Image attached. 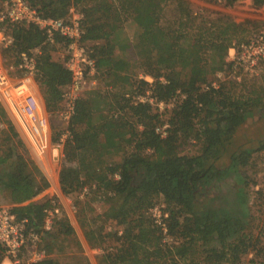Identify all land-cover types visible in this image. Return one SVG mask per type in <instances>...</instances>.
I'll list each match as a JSON object with an SVG mask.
<instances>
[{"label":"trees","instance_id":"obj_1","mask_svg":"<svg viewBox=\"0 0 264 264\" xmlns=\"http://www.w3.org/2000/svg\"><path fill=\"white\" fill-rule=\"evenodd\" d=\"M25 1L42 18L66 20L70 9L77 8L82 41L95 62V72L87 79L103 76L114 94L121 96L116 112L96 122L90 116L107 92L85 89L75 100L62 149L75 164H62L58 172L62 193H81L87 187L98 191L108 203L105 217L121 227L119 235L111 234L115 245L100 255L99 264H222L236 261L252 248L254 241L245 225L199 209L201 189L229 170L247 165L253 151L251 146L231 150L229 145L246 115L261 104V97L237 96L222 82L214 86L211 81L215 70L229 69L231 63L224 60L227 50L250 38L245 39L244 23L218 11L212 12L213 17L204 16L193 11L187 0ZM221 1L231 6L238 0ZM251 1L256 7L264 4V0ZM167 5L174 6L175 15L170 24H162ZM128 18L138 29L132 40L123 28ZM0 31L5 40L0 45L4 63L18 66L21 52L38 50L33 78L46 111L59 114L71 80L66 57L60 55L66 40L54 34L49 42L45 31L33 23L2 20ZM126 43L138 70L152 82L135 79L130 61L118 57L117 51L124 52ZM121 81L129 88L120 90ZM139 95L147 100H139ZM173 99L165 119L161 118L164 112L152 108ZM163 123L167 129L161 137L155 128ZM57 138L58 134L53 140ZM190 139L200 143L199 152L181 153L179 146ZM258 144L264 148L263 141ZM110 150L123 153L120 161L109 159ZM26 153L0 103V194H6L16 218H26L27 228L38 231L44 209L54 205L49 198L31 201L48 181ZM158 196L172 205L165 218L166 234L173 238L169 244L162 242L161 231L147 212ZM72 232L68 222L59 219L56 233ZM107 234L89 229L88 242L95 246ZM257 264H264V258Z\"/></svg>","mask_w":264,"mask_h":264},{"label":"rangeland","instance_id":"obj_2","mask_svg":"<svg viewBox=\"0 0 264 264\" xmlns=\"http://www.w3.org/2000/svg\"><path fill=\"white\" fill-rule=\"evenodd\" d=\"M193 11L200 13L204 16L213 17L212 12H222L227 14L233 21L237 23H244L245 39L259 31H264V4L256 7L252 4L251 0H238L231 6H225L221 0H187ZM80 12L77 8H72L69 15ZM175 15L173 5H167L161 16L162 24L171 23ZM124 33L130 40L133 39L137 32L136 25L130 18L126 19L123 23ZM3 33L0 31V45L5 42ZM230 47V48H235ZM62 52V51H61ZM60 52V54H61ZM36 53V52H35ZM120 58H125L130 61L132 70L137 72V78L143 79L147 82H152L149 75L143 74L138 70L134 63V55L131 53L130 45L126 43L123 51H117ZM229 49L224 55V60L228 61L231 57ZM1 57V56H0ZM3 67L7 75L11 78L13 83L17 82L28 76V74L18 66L4 63ZM225 70L217 69L212 76L211 81L215 83L222 82L226 87L230 88L232 93L243 97L260 96L261 104L254 108L246 115L243 124L237 129L233 142L229 145L231 150L238 147L251 146L253 151L249 159V163L241 166L236 170H229L221 177L209 181L200 191L199 199L202 202L200 210H213L220 217L228 216L231 222L245 225L246 230L251 233V238L254 241L252 248L243 252L240 257L234 261H226L222 264H237L242 262L245 264H257L258 261L264 258V177L261 175L262 159L264 156V148H260L259 142H264V60L260 66L259 74L253 77H242L240 81L232 78L219 77L218 74ZM127 75H131L132 71H127ZM132 77L131 80L134 79ZM33 92L37 98H40L43 107L44 103L40 94L39 88L32 76L30 81ZM94 84H90L87 89L96 88L103 93L107 92V97L104 102L99 105L95 110L90 120L96 122L100 119L109 117L113 112H116V101L121 99V96L114 94L113 88L109 86V82L102 76L94 80ZM120 90L128 89L129 86L125 81L118 82ZM148 94V92H147ZM142 95H139L140 97ZM145 97V96H144ZM137 98V97H136ZM180 98V96H179ZM21 98L17 100L19 102ZM176 99L168 103L158 102L153 104L152 108L158 113H163L162 119L166 118V112L173 106ZM0 103L6 111L8 118L12 121L16 131L22 138L29 158L37 166L40 173L48 181L47 187L35 196L31 201H42L50 199L51 204L57 207L58 211H53L52 223L46 229L44 221L38 229L40 241L36 243V248L25 249L20 252L21 264H27L25 261L30 257H34V261L29 264H99L98 260L100 255L106 250H111L115 245L114 236L111 235L114 231L120 234V226L113 218H106L104 212L108 207V203L103 200V197L98 191H93L89 187L83 189L81 193L64 194L62 193L58 184V172L62 164L74 165L75 161L72 155L65 156L63 153V146L59 149L54 156L52 154V146L58 141L59 135L68 132L67 123L63 121L59 114L49 113L45 111L49 121L50 141L49 145L43 142L37 149H32L25 138L24 133L16 124L12 114L8 109L6 100L0 96ZM153 103V101L151 102ZM10 104V103H9ZM11 111L16 113L15 105H12ZM158 126H165L163 123ZM58 134L57 140L53 138ZM69 136H66V138ZM65 138V139H66ZM200 150V143L193 139L182 143L179 146V151L183 154H196ZM109 159L111 161H120L123 153H116L110 150ZM0 205H9L5 193L0 194ZM172 205L169 201L158 196L154 204L148 208L147 212L153 223L157 225L162 234V242L169 244L173 242V238L166 234L161 229V226L154 222L158 215L165 222ZM59 219H65L72 227L73 232L70 234H57L56 229ZM100 230L101 235L108 233L104 239L102 238L99 244L93 246L88 242L87 230L89 229ZM52 234V235H51ZM100 239V238H99ZM256 239V240H255ZM252 241V242H253ZM46 245L50 246L49 252L46 251ZM0 253V264H5V252L2 248ZM33 250V251H32ZM40 251L44 252V256H38ZM46 260V261H45ZM42 261V262H41ZM50 261V262H48ZM41 262V263H39Z\"/></svg>","mask_w":264,"mask_h":264},{"label":"built area","instance_id":"obj_3","mask_svg":"<svg viewBox=\"0 0 264 264\" xmlns=\"http://www.w3.org/2000/svg\"><path fill=\"white\" fill-rule=\"evenodd\" d=\"M72 11V9H70ZM81 14L76 13L68 19L42 18L31 8L25 0H3L0 10V21L33 23L45 31L47 40L53 42V35L66 40V45L61 52L65 56V67L70 72L71 80L63 92L64 107L59 112L63 121L68 122L74 113L75 100L83 93L94 80L89 81L87 76H92L95 72V62L87 54V46L82 41V30L80 28ZM37 49L30 53L21 52L19 55V67L28 76L13 83L2 64L0 57V96L7 104L15 105L21 98V112L26 121L25 138L32 149H37L41 144L49 145L50 130L46 111L40 98H37L30 85L32 76L36 71L35 54ZM228 61L231 63L228 70L219 73V77L232 78L240 81L242 77H253L259 74L260 66L264 60V31L252 35L246 42L233 48V52ZM212 85L215 86L213 82ZM139 100H147L144 96L138 97ZM152 102V98H148ZM156 132L161 137L166 135L165 126H157ZM68 132L59 135L58 141L52 146L53 151L62 148ZM261 175L264 177V156L262 159ZM53 211L57 212V207H47L44 209V225L48 229L52 223ZM154 222L161 226L166 232L165 222L160 215ZM26 218L18 219L11 212L9 205H0V245L5 252V264H21L20 252L25 249L36 248V243L40 241L38 232L32 228H27ZM33 251V250H32ZM39 258L44 256V252L38 253ZM34 257H28L26 263L33 262ZM3 264V263H2ZM237 264H245L238 262Z\"/></svg>","mask_w":264,"mask_h":264},{"label":"bare ground","instance_id":"obj_4","mask_svg":"<svg viewBox=\"0 0 264 264\" xmlns=\"http://www.w3.org/2000/svg\"><path fill=\"white\" fill-rule=\"evenodd\" d=\"M7 107L9 109L10 113L12 114L16 124L22 130V132L25 134L26 121H25V117H24L23 113L21 112V100L19 102L15 103L17 114L12 113V111H11L12 106L10 104ZM38 147H40V145Z\"/></svg>","mask_w":264,"mask_h":264},{"label":"crops","instance_id":"obj_5","mask_svg":"<svg viewBox=\"0 0 264 264\" xmlns=\"http://www.w3.org/2000/svg\"><path fill=\"white\" fill-rule=\"evenodd\" d=\"M233 52V48H229V53L231 54Z\"/></svg>","mask_w":264,"mask_h":264},{"label":"water","instance_id":"obj_6","mask_svg":"<svg viewBox=\"0 0 264 264\" xmlns=\"http://www.w3.org/2000/svg\"><path fill=\"white\" fill-rule=\"evenodd\" d=\"M53 153H54V156H56L57 152L56 151H53Z\"/></svg>","mask_w":264,"mask_h":264}]
</instances>
